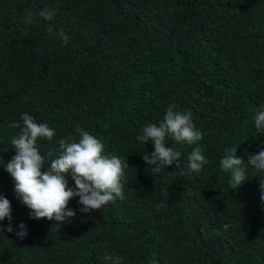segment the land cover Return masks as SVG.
I'll use <instances>...</instances> for the list:
<instances>
[{"label":"trees","instance_id":"trees-1","mask_svg":"<svg viewBox=\"0 0 264 264\" xmlns=\"http://www.w3.org/2000/svg\"><path fill=\"white\" fill-rule=\"evenodd\" d=\"M45 8L52 21L39 17ZM50 25L69 36L67 46ZM170 105L203 133L199 173L189 174L196 145L186 142L166 138L181 159L160 173L142 158L154 146L137 135ZM261 105L264 0H0V194L12 216L0 221V264H111L109 254L121 264H264V172L247 164L264 147L254 125ZM24 113L55 130L37 142L45 167L78 127L104 155L127 160L125 199L84 213L73 197L75 217L32 218L4 166L19 131L9 125H22ZM237 145L248 176L238 187L220 166Z\"/></svg>","mask_w":264,"mask_h":264},{"label":"clouds","instance_id":"clouds-1","mask_svg":"<svg viewBox=\"0 0 264 264\" xmlns=\"http://www.w3.org/2000/svg\"><path fill=\"white\" fill-rule=\"evenodd\" d=\"M38 15L44 20L52 21L55 12L45 8L41 9ZM32 19V14H29L25 22L31 23ZM48 32L67 46L69 36L63 29L54 32L50 25ZM175 109V105H170L158 124H146L136 137L137 142L145 145L151 142L154 146V151L142 155L146 164L151 166L153 174L160 173L181 159L179 151L166 146V138L178 144L186 142L189 145H196L187 157L189 174L199 173L202 166L207 163L202 154V146L199 145L203 133L195 128L190 112ZM21 120L22 125L19 122L9 125L19 131L10 140L15 147L16 155L4 166L14 181L17 199L31 210L32 218H47L59 224L75 217L76 212L68 207L73 197H79L78 203L83 206L80 211L84 213L100 210L117 198L125 199L122 181L124 170L129 167L127 160L104 155V145L101 141L78 127L75 129L78 139L73 136L60 139L58 149L47 153L48 157L53 158L49 166L45 167V156L41 154L37 142L41 138L52 141L55 130L46 123H38L27 113L21 116ZM254 125L258 131H264V105L257 109ZM238 146L225 149L226 155L220 160L222 170L230 172V182L236 187L248 178L244 160L236 155ZM247 164L258 172H264V147L258 154H249ZM69 176L74 181V187L68 186ZM260 187L261 200L264 201V179H261ZM5 218L9 222L12 220L11 202L0 194V221ZM222 227L228 230L230 226L225 224ZM19 228L21 230L16 234L23 239L27 236L26 226L21 223ZM0 230L3 231L2 225ZM7 231H13L11 223ZM104 260L111 264H121L119 256L105 255Z\"/></svg>","mask_w":264,"mask_h":264}]
</instances>
